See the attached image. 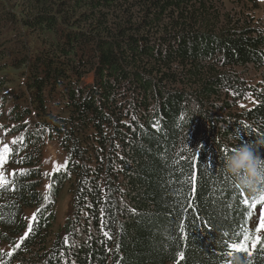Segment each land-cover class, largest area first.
<instances>
[{
    "label": "trees",
    "instance_id": "trees-1",
    "mask_svg": "<svg viewBox=\"0 0 264 264\" xmlns=\"http://www.w3.org/2000/svg\"><path fill=\"white\" fill-rule=\"evenodd\" d=\"M228 3L0 0V64L24 55L8 28L38 43L8 96L0 264H264V180L252 194L223 170L240 143L264 161V0ZM47 139L67 164L45 177ZM66 184L74 211L55 232Z\"/></svg>",
    "mask_w": 264,
    "mask_h": 264
},
{
    "label": "rangeland",
    "instance_id": "rangeland-1",
    "mask_svg": "<svg viewBox=\"0 0 264 264\" xmlns=\"http://www.w3.org/2000/svg\"><path fill=\"white\" fill-rule=\"evenodd\" d=\"M223 2V12L229 13L233 12L234 8L228 3V0H222ZM253 16L257 17L264 23V6L256 9L253 13ZM2 41L3 44L7 47H11L12 51H7L10 57L16 53L15 48L20 47L24 51L23 58H27L30 53V49L36 48L38 46L35 38L27 37L22 34L21 31H18L16 28L7 29V31L2 32ZM13 48V49H12ZM23 58H15V60L10 63L8 60L3 61L0 64V145L4 141H9L13 137H11L8 129L11 126V122H9L7 109H12L13 99H11L9 94L14 92L17 96H22L21 90H24L25 86V75L26 68L25 65L20 63V60ZM248 75V74H247ZM249 78L253 80L252 83L259 80L261 77L255 75L254 71H249ZM247 81H249L248 77ZM86 83H90L88 79ZM8 97V98H7ZM7 98V99H5ZM20 100L22 107L26 106V103ZM248 103V102H247ZM245 103V104H247ZM53 111H57L55 107H51ZM50 109V110H51ZM51 112V111H50ZM52 113V112H51ZM28 120V119H27ZM26 120V121H27ZM38 121V120H35ZM26 123V122H25ZM13 126V125H12ZM67 164V156L66 154L59 148L57 142L52 140H46L44 143L42 159H41V171L42 174L46 177L47 175L52 174L54 171L62 170L66 167ZM48 182L46 181L44 187L47 188ZM74 184H66L64 189L62 190L60 197L56 204V224L54 225V231L58 232L59 229L63 227L67 220H69L74 211L75 199H74ZM27 216L29 215V211L26 212ZM255 216L252 223L253 233L254 235L264 234V229L261 231H257V228L260 225L261 217L264 216V202L260 203L255 209Z\"/></svg>",
    "mask_w": 264,
    "mask_h": 264
},
{
    "label": "clouds",
    "instance_id": "clouds-1",
    "mask_svg": "<svg viewBox=\"0 0 264 264\" xmlns=\"http://www.w3.org/2000/svg\"><path fill=\"white\" fill-rule=\"evenodd\" d=\"M256 144L240 143L224 158L223 170L230 176L239 189L255 194L257 186L264 180V161L255 154ZM234 264H241L240 258H234Z\"/></svg>",
    "mask_w": 264,
    "mask_h": 264
},
{
    "label": "snow or ice",
    "instance_id": "snow-or-ice-1",
    "mask_svg": "<svg viewBox=\"0 0 264 264\" xmlns=\"http://www.w3.org/2000/svg\"><path fill=\"white\" fill-rule=\"evenodd\" d=\"M15 143V141H14ZM10 151V149L5 146V148L3 149L4 153H8ZM7 159V157L5 155H0V162L5 161ZM0 182H3V177L0 176ZM262 229H264V216L261 217V222L259 227L257 228V231H261ZM257 241H259V237H257ZM233 248H235L237 251H247L246 247L243 245H233Z\"/></svg>",
    "mask_w": 264,
    "mask_h": 264
}]
</instances>
